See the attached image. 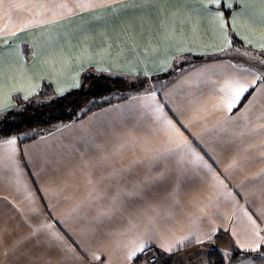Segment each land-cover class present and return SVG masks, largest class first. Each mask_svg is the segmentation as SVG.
<instances>
[{"label":"crops","instance_id":"crops-1","mask_svg":"<svg viewBox=\"0 0 264 264\" xmlns=\"http://www.w3.org/2000/svg\"><path fill=\"white\" fill-rule=\"evenodd\" d=\"M228 2L0 0V114L45 83L62 94L85 72L151 76L204 57L32 140H0V264H131L141 242L164 264H208L213 250L264 264V81L221 57L234 38L264 52V5ZM236 81L252 92L229 112Z\"/></svg>","mask_w":264,"mask_h":264},{"label":"trees","instance_id":"trees-1","mask_svg":"<svg viewBox=\"0 0 264 264\" xmlns=\"http://www.w3.org/2000/svg\"><path fill=\"white\" fill-rule=\"evenodd\" d=\"M232 42L233 46L240 45V42L235 38ZM188 57L184 59L183 63H177L165 72L151 76L85 72L81 76L79 87L69 89L62 94H56L52 87L45 83L35 96L0 114V140L9 137H18L20 142L32 140L36 138V133H41V131L44 133L59 125L75 122L114 102L113 98L101 100L102 98L111 95L124 98L130 93L151 88L148 84L152 81L157 85L165 84L175 78L186 64H193L204 58L194 55ZM130 77H135L136 80L129 81ZM247 96L248 94L245 98ZM147 251L156 252L158 259L163 263L168 256H171L157 248H146L143 253ZM143 253L136 256L133 261L139 259ZM208 264H224V262L214 250L208 256Z\"/></svg>","mask_w":264,"mask_h":264},{"label":"snow or ice","instance_id":"snow-or-ice-1","mask_svg":"<svg viewBox=\"0 0 264 264\" xmlns=\"http://www.w3.org/2000/svg\"><path fill=\"white\" fill-rule=\"evenodd\" d=\"M137 2V0H129V3L120 5L119 7L121 8H127V7H131L134 6V4ZM244 3H247L248 0H243ZM259 2L261 3V5H264V0H259ZM208 4H214L216 5L218 8L223 6L227 9H232L233 5L231 2H228V0H208L207 4H203V8H207ZM231 14V13H229ZM217 19L220 20V26L222 31L225 30L226 28V22L224 21V13L223 12H217L216 14ZM239 15V14H237ZM236 17H232V22L233 25L235 23ZM261 26L264 27V11L261 12ZM226 35V32H225ZM262 39H264V36H262ZM227 46H231L230 41L228 42ZM261 50L264 51V44L261 45ZM221 51H223V49H221ZM256 80H260V81H264V76L262 75H257L256 76ZM255 85V81H253V87ZM76 87H79V84L76 85ZM228 88V92L225 96V99L222 100V104L225 106V108L231 112L233 108L236 107L237 104H239L241 98L244 96L245 93L249 92V85L245 84V83H241L239 81H236L234 83H231L229 85H227ZM0 111H3L2 109H0ZM8 144H15V140L14 139H9L7 141ZM260 244L256 245V249L255 250H259L260 248ZM147 247V243L146 242H141L139 245H137L136 250L133 251L130 256L129 259L134 258L135 256H137L140 253H143V251L145 250V248Z\"/></svg>","mask_w":264,"mask_h":264},{"label":"rangeland","instance_id":"rangeland-1","mask_svg":"<svg viewBox=\"0 0 264 264\" xmlns=\"http://www.w3.org/2000/svg\"><path fill=\"white\" fill-rule=\"evenodd\" d=\"M221 57H224L225 59L231 61L234 65H237L240 67L246 66V68H252V69L256 70L257 72H259L262 76H264V53H258V52L249 50L247 48H243L241 46L234 45L231 48L225 50L223 52V54H221ZM128 80L133 81V80H136V78L130 77ZM156 85L157 84L153 83V81L149 82V84H148V86H150V87L156 86ZM251 92H252V89L249 90V92L246 93V95L247 94L249 95ZM114 97H115V95H111L109 97L102 98L101 100H106V98L111 99ZM201 249H203V248H201ZM201 249H198V250H201ZM195 252H194V254H195ZM196 254L200 255L199 253H196ZM158 258H159L158 254L156 252H153V251L148 252L147 251V252H144L139 257V259L133 261L131 264H139V263L144 262V261L145 262H153L154 261L157 264H164ZM204 262L205 261L203 259H199L197 257V260L194 262V264H204ZM224 264H225V262H224Z\"/></svg>","mask_w":264,"mask_h":264},{"label":"built area","instance_id":"built-area-1","mask_svg":"<svg viewBox=\"0 0 264 264\" xmlns=\"http://www.w3.org/2000/svg\"><path fill=\"white\" fill-rule=\"evenodd\" d=\"M139 264H157V263L154 262V261H153V262H145V261H144V262H141V263H139Z\"/></svg>","mask_w":264,"mask_h":264}]
</instances>
